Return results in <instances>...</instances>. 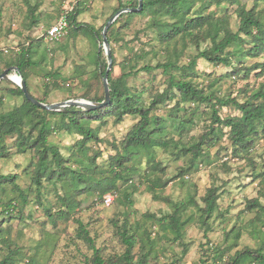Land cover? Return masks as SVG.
Returning <instances> with one entry per match:
<instances>
[{
    "label": "rangeland",
    "instance_id": "rangeland-1",
    "mask_svg": "<svg viewBox=\"0 0 264 264\" xmlns=\"http://www.w3.org/2000/svg\"><path fill=\"white\" fill-rule=\"evenodd\" d=\"M131 1L80 0L76 19L103 29L119 3L124 8ZM203 2L198 9L200 15L226 17L233 31L238 27L237 10L241 7L252 8L259 17L264 16V1ZM76 4L77 0H0V70L16 67L6 66L4 62L14 60L18 51L31 43L32 64L25 68L27 85L30 93L45 103L71 98L90 100L104 95L102 78L92 60L101 38L94 42L83 35L74 36L69 29L57 40L32 38L37 30L56 22ZM150 14L124 16L116 23L114 39L109 42L113 57L109 72L113 78L128 72L133 64L137 69L164 59L149 51L151 46L147 43L153 38L148 27ZM250 40L247 37L246 44L233 45L227 51L247 50ZM207 45L201 44L202 47ZM177 46L182 50L177 61L179 65L187 64L197 54L192 45L182 49L181 39H177ZM141 49L150 53L144 54ZM263 55L264 52L249 56L245 51L231 56L232 65L227 66L197 58L194 69L188 71L181 67L175 72L178 77L191 80L216 95L243 102L264 82ZM101 59L107 61L104 53ZM10 73L15 76L13 70ZM166 78L161 70L139 71L136 76L128 77L127 84L142 91L146 104L157 90L166 87ZM15 86L6 80L0 83V112L22 102L21 96L10 91ZM84 93L89 96L82 97ZM153 114L166 118L177 114L188 121L181 129L167 119L164 132L155 135L165 140L167 146L155 147L152 158L146 151L132 155L122 169L128 181H117L118 197L108 206L101 203L95 182L87 180V175L91 173L92 179L109 176V158L115 154L113 145L120 146L125 134L137 122L136 117L125 116L119 123L111 117L92 121L100 141L88 142L83 154L74 146L79 138L77 134L58 130L49 136V141L65 159L63 164L79 170L82 179L87 177L80 182H72L70 175L59 177L55 174L50 179L43 177L38 187L32 180L37 153L33 149L18 152L13 146L14 138L8 137L5 154L0 157V173L16 177L14 186L8 183L0 186V261L13 251L14 264H89L92 249L78 237L77 221L82 222L105 259L123 252L120 232L125 226L137 238L133 248L136 264H141L139 260L145 253V264H203V261L225 264L236 251L245 248L264 251V213L260 208L249 209L247 205L255 198L264 205V132L260 131L247 149L234 152L231 128L214 125L218 136L204 144L195 156L194 153H180L178 148L197 144L209 131L212 124L210 105L176 104L174 99L166 101ZM218 114L226 117L240 112L228 105L219 108ZM58 118H47L51 127ZM93 155L96 156V172L85 166ZM156 178L166 183L152 191L150 186ZM210 188L216 189L217 206L205 217L201 208L205 206L203 197ZM10 200L17 202V209L10 215L2 214V208ZM175 212L187 220L179 239H175L171 229L162 228L158 222L160 217ZM215 248L223 251L221 260L212 256Z\"/></svg>",
    "mask_w": 264,
    "mask_h": 264
},
{
    "label": "trees",
    "instance_id": "trees-1",
    "mask_svg": "<svg viewBox=\"0 0 264 264\" xmlns=\"http://www.w3.org/2000/svg\"><path fill=\"white\" fill-rule=\"evenodd\" d=\"M203 1L204 0H142V8L140 11L125 12L115 19L106 33L109 42L114 39V27L119 19L124 16L132 17L135 14L146 15L153 12L150 14V19L148 21V27L153 32V38L148 40L147 44L151 46L149 51L153 56L161 55L164 59H157L155 63H146L137 69H135L136 65L133 64L128 72H122L116 78H113L111 72H109L108 86L110 102L102 108H97L92 111H83L74 106H69L66 107L65 110L49 111L27 100L18 86H15L14 89H10L11 93L22 97V102L5 112H0V157L5 154V141L7 138H14L13 146L16 147L18 152L23 153L28 149H33L37 153V162L32 172V180L38 187H40L43 177L50 179L55 174L59 177L70 175L72 182L84 181V179L89 177L87 180L95 182L100 199H102L104 194L109 192L115 193V198H117V181H128L122 169H124L125 163L132 155L139 151H146L149 158H152L155 147L167 146L165 140L155 136L164 132L168 123L167 119L170 118L176 128L182 129L186 125V121L188 120L183 116L179 117L177 114H173L166 118L162 115L153 114V112L164 105L166 101H172L174 99H176V104L190 102L207 103L212 109V114L210 116L212 124L209 131L200 137L197 144L189 148L184 146L179 147L180 153H194L195 156H198L203 145L210 143L214 137L216 138L218 136V132L214 125L231 128L230 139L234 152L247 149L253 141V138L257 136L260 131L264 132V82L260 84L256 91L245 98L243 102H240L235 98L219 96L212 91L198 87L193 84L191 80L178 77L175 71L182 69L181 67H186L188 71L194 69L197 58L205 59L213 64L227 66L232 65L231 56L243 54L245 51H248L249 56H258L260 53L264 52V16L263 18L259 17L252 8L246 9L241 7L237 10V16L239 18L238 27L233 31L226 17L213 18L210 15H200L198 9L204 5ZM255 1L261 2L264 0ZM79 2L80 0H77V4L71 8V10H66V33L69 29L74 36L83 35L96 42L101 38L100 33L102 27L96 29L91 24L77 21L76 17L80 13ZM137 5L138 0H132L125 7H135ZM123 6L122 3H119L114 13L123 8ZM162 22H164V25ZM247 37L251 39L249 42L250 46L247 50H236L232 53L227 51V49L233 45L243 46L246 44ZM32 38L35 40L44 39L36 38L34 35H32ZM177 39L182 40V49H184L186 45H192L197 50L196 56L190 59L187 64L179 65L177 62L180 53H182V50L180 51L178 49ZM202 43H208V45L202 47ZM160 48L162 49L160 50ZM140 51L144 54L150 53L143 49ZM103 53V49H98L92 56V60L97 66V71H99L98 73L101 78L105 73L108 62V59L107 61H102L101 57ZM31 54L32 44L29 43L18 51L14 60L4 62L6 66L16 65L26 84L27 75L25 68L32 64ZM261 67L264 71V55ZM156 70H161V73L167 76L165 80L166 87L162 90H157L156 93L149 98L148 102L144 104L142 91L130 87L127 84V79L131 75L136 76L139 71L152 73V71ZM1 72L2 70H0V73ZM74 73H78V68ZM2 81L3 80H1L0 83ZM87 96H89V94H82V97ZM103 96L104 95L91 97L90 100L98 102L103 99ZM228 105L234 106L240 114L226 117L219 116L218 109ZM125 116H133L138 120L125 134L120 146L117 144L113 145L115 154L109 158L107 170L109 176L92 179V174L90 173L86 178L82 179L83 174H81L79 170H73L63 164L65 159L59 149L55 144L49 141V136L58 130H63L69 134L75 133L79 136L74 144L75 149L83 154L88 142L100 141L97 130L91 125L92 121L111 117L115 123H119ZM49 117H59L52 127L47 120ZM95 157V155L91 156L88 163L85 164L89 171L96 172L98 169L95 163ZM15 177V174L0 173V186L6 183L14 186ZM165 183L166 182H163L159 178H156L152 181L150 189L154 191L155 188L163 186ZM216 200V189H208L206 195L203 197L205 206L201 208L202 215H205V217L211 215L217 206ZM247 205L249 209L260 208L264 213V205L256 198L250 200ZM16 209L17 202L10 200L2 208L1 213L10 215ZM186 221V218H181L180 214L177 212L164 215L158 219L162 228H169L175 233V239L182 237V229ZM77 223L78 237L87 242L92 249L89 264H136L134 261L133 248L137 238L135 234L129 233L125 226L120 232L121 241L124 245L123 252L117 254L113 258L105 259L98 248L95 247L93 239L89 236L82 222L77 221ZM140 240H143V238L141 237ZM212 254L213 257L221 260L223 251L221 253L219 248H215ZM146 255L145 253L144 257L139 260L141 264H145ZM13 256V251L8 253L0 261V264H14L15 258ZM203 264H206V262L203 261ZM225 264H264V251L261 248H245L229 256Z\"/></svg>",
    "mask_w": 264,
    "mask_h": 264
},
{
    "label": "water",
    "instance_id": "water-1",
    "mask_svg": "<svg viewBox=\"0 0 264 264\" xmlns=\"http://www.w3.org/2000/svg\"><path fill=\"white\" fill-rule=\"evenodd\" d=\"M142 8V0H138V5L136 7H124L119 10H117L105 23L102 31H101V42L98 45V49H103L105 55L107 56L108 63H107V68L105 70V73L102 77V83H103V90H104V96L101 101H93V100H88L84 98H71L67 99L64 101L60 102H54V103H45L37 98H35L29 91L27 84L25 80L23 79L20 70L18 67H11L4 69L0 73V81L1 80H6L9 82L14 83L16 86L20 88V90L23 92V95L27 100H29L32 104L41 107L43 109L49 110V111H61L65 110L66 107L69 106H74L76 108H79L83 111H92L97 108H102L106 106L110 102V92H109V86H108V73L110 69L112 68V56L110 53V46H109V41L107 38V30L109 26L115 21V19L122 13L125 12H138ZM14 71V74L18 80H14L12 78V74L10 71Z\"/></svg>",
    "mask_w": 264,
    "mask_h": 264
},
{
    "label": "built area",
    "instance_id": "built-area-1",
    "mask_svg": "<svg viewBox=\"0 0 264 264\" xmlns=\"http://www.w3.org/2000/svg\"><path fill=\"white\" fill-rule=\"evenodd\" d=\"M67 28V11H65L56 22L52 25L44 27L36 31L33 35L36 38H44L48 40L59 39L65 35ZM6 51V50H5ZM116 197L115 193H106L102 196L101 203L103 205H110Z\"/></svg>",
    "mask_w": 264,
    "mask_h": 264
},
{
    "label": "bare ground",
    "instance_id": "bare-ground-1",
    "mask_svg": "<svg viewBox=\"0 0 264 264\" xmlns=\"http://www.w3.org/2000/svg\"><path fill=\"white\" fill-rule=\"evenodd\" d=\"M12 78H13L14 80H18V78H17L16 76H13Z\"/></svg>",
    "mask_w": 264,
    "mask_h": 264
}]
</instances>
